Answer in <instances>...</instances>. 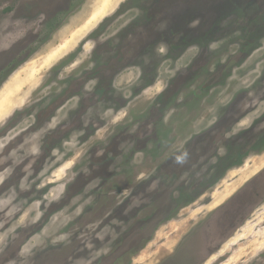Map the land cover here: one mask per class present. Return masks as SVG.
Wrapping results in <instances>:
<instances>
[{"label": "clouds", "instance_id": "9594fccd", "mask_svg": "<svg viewBox=\"0 0 264 264\" xmlns=\"http://www.w3.org/2000/svg\"><path fill=\"white\" fill-rule=\"evenodd\" d=\"M94 2L69 0L52 14L41 9L31 17L5 12L10 2L0 5V37L16 36L7 47L0 46V56L14 58L0 78V91L34 62L40 67V57L64 43L61 36L72 38L88 24ZM100 2L109 3L110 10L41 69L34 85H26L19 99L14 98L7 115L0 109V264H104L117 255L121 238L139 213L152 211V205L126 189L106 207L107 200L98 199L105 192L100 178H90V154L97 148L96 156L102 155L118 129L151 141L158 127L173 129L170 140L160 141L169 148L166 158L188 167L169 182L170 209L149 221L135 247L119 257L121 264H139L140 254L153 241L152 255L143 264H169L202 234L207 251L200 264H209L212 257V264H264V220L257 216L264 210V37L242 59H235L240 57L238 44L213 58L176 92L157 125L138 117L160 107L172 82L192 68L201 45L188 44L173 58L170 45L159 41L141 62L121 65L108 83V96L123 101L117 105L101 96L104 62L98 59V49L118 45L120 34L139 19L141 11L124 7L129 0ZM86 6L88 14L82 16ZM199 23L196 19L189 26ZM224 43L211 41L207 49L216 53ZM153 58L155 75L145 83L146 66ZM218 65L227 66L223 81L211 84L206 79L207 91L202 93L201 80L213 76ZM193 99L197 103L185 112ZM229 115L230 122L216 131ZM75 117L79 127L73 126ZM209 132L210 148L204 153L197 149L193 161L188 145ZM134 143L124 150L129 176L134 184L148 181L147 191L157 192L161 186L157 167L147 152L134 149ZM252 158L259 167L230 175ZM81 175L85 183L73 192ZM129 197L132 202L124 214L139 209L136 217L127 222L109 220L113 209ZM173 223L175 230L166 229L170 235L157 239L161 227ZM206 228L211 231L204 232Z\"/></svg>", "mask_w": 264, "mask_h": 264}, {"label": "rangeland", "instance_id": "374dc122", "mask_svg": "<svg viewBox=\"0 0 264 264\" xmlns=\"http://www.w3.org/2000/svg\"><path fill=\"white\" fill-rule=\"evenodd\" d=\"M9 2L10 7L6 8L5 12L15 10L18 17H31L36 11L41 9H47L52 14L55 9L66 7L69 0H0V5ZM90 6L94 9V13L92 20L88 24L73 32L72 38L64 39L61 36L64 43L60 47L52 48L46 55L40 57V60H43V64L40 67L36 66L38 61L34 62L24 69L22 76H17L0 91V109H2L4 115H7L14 106V98L19 99V93L24 87L26 85H34L37 80V74L41 69L63 55L65 48L73 43L74 38L78 37L90 24L94 23L98 17L103 16L111 8L109 3L100 2V0ZM129 6L140 9L141 16L139 19L120 34V43L115 45L114 48L109 44H105L98 49V59L104 62L101 74L102 84H104L103 81L110 80L112 72L117 70L122 62L124 64L137 63L141 62L144 56H150L152 48L159 41H166L170 45V56L173 58L179 55L188 44L199 43L201 45V53L192 68L187 74L178 75L172 82L171 87L160 99V107H153L144 116L138 117L141 121L150 120L157 125H159L163 108L175 96L176 92L183 88L186 82L194 76L200 75L213 58L218 59L231 45L238 44L240 57L235 59H242L264 37V0H129V4L124 7ZM87 14L88 6H86L82 16ZM196 19L200 21L199 25L195 28L190 27L191 22ZM15 39L16 36L12 33L2 36L0 37V46L7 47ZM221 40L225 41V43L216 53L208 51L207 45L209 42ZM122 56H124V61H122ZM13 60L14 58L8 55L0 56V78L4 75V69L9 67ZM156 63L157 61L153 58L152 63L146 66L145 83H150L154 77ZM226 67V65H218L217 71L213 76L201 80L203 85L202 93L207 91L206 79H209L211 84L223 81L226 75ZM103 96L106 99L109 97L106 91ZM112 100L117 105L121 104L119 102L121 100L117 98H112ZM196 103L197 100L193 99L185 107L184 111L191 110ZM42 115L46 116V113ZM231 118L232 116L229 115L222 120L216 126V131L227 125ZM76 122L74 127H76ZM180 127L182 128V125ZM143 130L144 125L142 123L141 131ZM173 135V129L158 127L153 132L151 141H149L147 137L142 139L139 135H129L126 128H121L110 139L102 155L96 156L97 148H93L88 163L92 173L90 178H100V187L104 188L105 192L98 194V199H106V207L113 205L115 197L126 189L132 191V197L148 199L152 205L150 213L141 212L138 214L137 220L131 225L128 233L121 238L119 245L121 251H118L117 255L111 259L105 260L104 264H121L119 257L122 256L123 251L135 247L144 231L149 227V221L170 209L172 201L170 200L169 182L178 178L181 172L188 167L187 165L183 167L177 165L173 158H166L169 148L162 145L160 141L161 139L170 140ZM212 139V133L209 132L195 138L188 145L189 151L193 154V161L197 158L196 150L199 149L201 153L207 152L211 146ZM133 141L135 142L134 149L147 152L151 157V164L157 167L156 176L161 181V186L157 192L150 193L147 191L148 181L134 184L129 176V158L124 156V150ZM150 143L151 147L149 146ZM259 166L257 159L252 158L244 164L243 168L237 169L236 172L230 175L235 176L237 172L245 173ZM84 183L85 177L81 175L71 190L73 192L79 191ZM225 185H228V180L225 181ZM108 192H113L114 195L107 196ZM132 197L115 207L109 220L116 218L127 222L129 219L136 217L139 209L133 208L127 215L124 214L132 202ZM186 198H190V195ZM257 216L259 219L264 220V210L257 213ZM176 227L177 225L174 223L162 226L157 239H159V236H169L170 232L166 229L174 231ZM209 231L211 230L207 228L204 230V232ZM155 244L156 241H153L140 254L139 264H143L152 255L151 249ZM206 251L205 237L202 234L201 238L195 243L186 245L175 259L169 261V264H200V259ZM223 251H227V246L222 250L221 255ZM213 260H215V257L209 260V264H212Z\"/></svg>", "mask_w": 264, "mask_h": 264}, {"label": "flooded vegetation", "instance_id": "af4514ba", "mask_svg": "<svg viewBox=\"0 0 264 264\" xmlns=\"http://www.w3.org/2000/svg\"><path fill=\"white\" fill-rule=\"evenodd\" d=\"M120 56H121V53H120ZM125 56V55H124ZM124 56H122V61H124ZM133 56V55H132ZM124 63L122 62L120 65H119V67L121 66V65H123ZM106 66V65H105ZM118 67V68H119ZM106 69V68H105ZM109 81L110 80H106V81H103L104 82V84H102L101 83V86H100V88L101 89H103V91H101V94L103 93V95H104V93H105V91H106V93L108 94V83H109ZM103 95H101L102 97H104ZM108 99H112V97H107ZM120 103H123V101H119ZM75 121H77L76 122V127H79L80 126V121H79V119H78V117H75L74 119H73V126H74V124H75ZM89 131H91V130H89Z\"/></svg>", "mask_w": 264, "mask_h": 264}, {"label": "bare ground", "instance_id": "6f19581e", "mask_svg": "<svg viewBox=\"0 0 264 264\" xmlns=\"http://www.w3.org/2000/svg\"><path fill=\"white\" fill-rule=\"evenodd\" d=\"M4 108V107H3ZM3 111H5V110H3Z\"/></svg>", "mask_w": 264, "mask_h": 264}]
</instances>
